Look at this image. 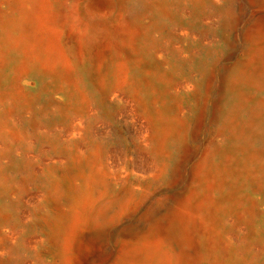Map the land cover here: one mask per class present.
Returning <instances> with one entry per match:
<instances>
[{
	"label": "rangeland",
	"instance_id": "374dc122",
	"mask_svg": "<svg viewBox=\"0 0 264 264\" xmlns=\"http://www.w3.org/2000/svg\"><path fill=\"white\" fill-rule=\"evenodd\" d=\"M36 3L0 0V264H65L62 236L83 201L114 199L115 212L127 204L111 228L124 230L161 195L169 202L192 185L212 207L200 211L201 227L216 246L208 253L196 234L201 263L264 264L259 192L250 207L244 189L238 201L225 185L191 178L205 157L217 179L209 151L228 140L219 125L230 86L264 75V0H46L68 73L35 30ZM72 10L86 25L79 47L59 21ZM120 14L128 34L116 27ZM259 43L263 55L252 53ZM250 93L264 102V88ZM161 149L175 173L154 178Z\"/></svg>",
	"mask_w": 264,
	"mask_h": 264
},
{
	"label": "bare ground",
	"instance_id": "6f19581e",
	"mask_svg": "<svg viewBox=\"0 0 264 264\" xmlns=\"http://www.w3.org/2000/svg\"><path fill=\"white\" fill-rule=\"evenodd\" d=\"M30 12V19L34 23L38 36L43 39L42 45L45 51L47 53L51 51L54 55L53 59L58 60L65 73H68L70 70L68 58L57 41L60 31L54 24L56 16L48 10L46 0H37L34 9ZM59 15V21L66 24L67 34L76 37L74 43L79 47L80 35L86 30V25L74 10L67 17L63 13ZM116 27L123 34L130 33L122 14L117 18ZM262 52L263 45L259 43L253 46V54L263 55ZM250 57H253L252 54ZM242 73V71H236L233 74V81L240 83L244 79ZM261 88H264L262 74H259L254 84L242 88L230 86L229 103L225 112H222L223 119L219 125L228 140L221 147L216 146L209 151L217 156L218 162L213 166L217 179L212 183L207 174L210 169L204 170L205 157L191 169V178L197 181V187L202 188L204 184L209 190L212 185H225L228 188V196L237 197L238 201L242 199L239 195L240 190H246L249 196L246 198L245 205L250 207L253 205L252 194L254 197V194L259 192L260 201L264 199V194H261L260 190L261 183H264V102L250 93L251 90ZM244 106H250V109L243 115ZM165 136V132L161 131L159 138ZM183 145L179 146L180 150L183 149ZM160 152L162 153L159 157L161 166L154 168V178L163 176L164 168L175 173V167L173 166L174 169H172L169 166L168 160H171V153H168L166 149H161ZM174 173L170 176L172 183ZM190 187L179 196H172L173 200L169 201L171 203L166 201L169 194L165 197L161 195L157 199V204L143 209L135 222L124 230L118 228L114 231L111 228L118 223L117 213L125 210L127 204L119 205L116 213L112 211L117 204L114 199L97 206L89 200L81 202L65 226L64 236H62L61 247L65 264H202L200 254L196 250V234L200 233L202 240H205L208 253H212L216 245L212 239L213 236L207 235L206 230L201 227L204 220L201 218L200 211L208 206H204L203 203L207 193L199 194L198 190L193 189L196 188L195 185ZM249 197L250 200H248ZM142 203L138 201L136 204ZM210 208L212 207L208 206V210ZM243 208L247 210V207ZM210 212L209 215L213 218L214 213ZM248 212L252 213L253 210L249 209ZM89 223L92 228L86 233V226ZM80 253H83L84 257ZM210 261L216 264L213 259Z\"/></svg>",
	"mask_w": 264,
	"mask_h": 264
}]
</instances>
